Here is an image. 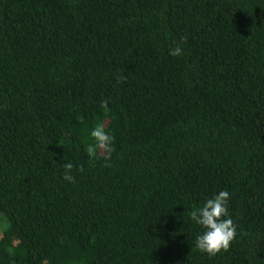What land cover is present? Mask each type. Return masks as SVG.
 <instances>
[{
	"label": "trees",
	"instance_id": "16d2710c",
	"mask_svg": "<svg viewBox=\"0 0 264 264\" xmlns=\"http://www.w3.org/2000/svg\"><path fill=\"white\" fill-rule=\"evenodd\" d=\"M0 264H264V0H0Z\"/></svg>",
	"mask_w": 264,
	"mask_h": 264
},
{
	"label": "clouds",
	"instance_id": "9594fccd",
	"mask_svg": "<svg viewBox=\"0 0 264 264\" xmlns=\"http://www.w3.org/2000/svg\"><path fill=\"white\" fill-rule=\"evenodd\" d=\"M181 54L182 49L179 45L169 49V55L173 57ZM90 137L92 143L88 145V153L95 156L102 150L104 160H110L113 138L104 130L103 125L97 124L92 128ZM73 167L74 165L70 161L63 164L62 176L69 183L74 182L75 179L71 174ZM80 170L82 171V169ZM229 200L230 193L228 191H219L211 198L206 199L201 207L192 211L190 219L202 229L195 236V247L200 252L214 256L222 250L227 251L236 237V225L228 211Z\"/></svg>",
	"mask_w": 264,
	"mask_h": 264
}]
</instances>
